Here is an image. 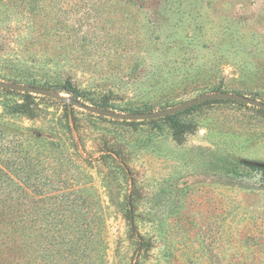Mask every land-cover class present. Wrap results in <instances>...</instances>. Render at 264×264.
I'll return each instance as SVG.
<instances>
[{
	"label": "rangeland",
	"instance_id": "obj_1",
	"mask_svg": "<svg viewBox=\"0 0 264 264\" xmlns=\"http://www.w3.org/2000/svg\"><path fill=\"white\" fill-rule=\"evenodd\" d=\"M0 78L69 80L82 101L97 105L105 95L109 109L123 112L170 107L216 86L264 101V0H0ZM17 98L0 90V119L61 142L44 149L52 155L43 169L53 177L49 202L58 203L56 188H74L93 216V254L107 246L106 264H128L123 214L135 198L139 231L152 242L143 264H231L229 204L264 202L237 186H257L258 174L246 169L264 163V113L248 103L201 105L178 116L194 129L177 143L161 120L77 107L73 163L64 107L37 98V118H12L4 105ZM105 148L112 156L100 157ZM40 229L36 220L35 247ZM32 264H42L37 250Z\"/></svg>",
	"mask_w": 264,
	"mask_h": 264
},
{
	"label": "trees",
	"instance_id": "obj_2",
	"mask_svg": "<svg viewBox=\"0 0 264 264\" xmlns=\"http://www.w3.org/2000/svg\"><path fill=\"white\" fill-rule=\"evenodd\" d=\"M28 84L61 92L70 98H81L82 94L69 80L55 85ZM0 90L18 97L4 105L12 118L15 116L28 119L37 118L39 116L37 98L58 102L62 105L66 118L63 135L69 140L68 146L73 148L71 153L67 152L68 159L73 163L77 162L76 150L78 144L80 145L81 137L76 127V115L74 114L77 106L68 104L54 94L12 90L1 86ZM213 91L238 92L220 89L218 86L210 92ZM107 101V96L103 95L101 103L97 105L109 108ZM221 101L246 104V102L234 99L212 98L184 110L147 120L165 122L172 131L173 139L181 143L185 140L186 134L193 131L194 124L181 121L178 116L201 105ZM252 106L264 113V108ZM124 111L141 112L151 111V109ZM20 128L23 126L9 122V119H0V264H32L34 250H37L42 264L48 262L50 264H106L107 246H100L99 249L96 247L95 254L91 251L90 243L96 239L93 238L94 233L92 232L93 216H88V212L83 208V201L78 198L77 194L71 195L76 192L74 188H56L55 191L58 190V192H55L54 196H58V203L49 202L52 194L47 187L53 188L51 187L53 177L52 174L43 173V169L48 163L47 158L52 155L44 152V149L52 152L63 145L39 133L35 135L24 133L19 130ZM113 154L116 159L119 157L117 150L113 151ZM105 155L112 156V149H102L100 157ZM55 160L59 161L58 158ZM117 161L119 166L124 167L121 159ZM250 169L258 174L257 186L253 187L248 184L237 186L264 194V163L254 166L247 165L246 170L250 171ZM59 172L57 171V175ZM58 179L63 183L66 181L63 177ZM35 195H38L36 199ZM39 202L40 205L36 206L35 203ZM125 204L123 218L128 226L127 238L133 246L128 264H143L144 256L151 248L152 242L139 231L135 198H127ZM36 220L41 229L38 234L40 242H37L35 247L33 228ZM56 224H60L61 228L50 230V227ZM225 232L228 247L231 252L233 250L230 256L231 264H264V202L229 204L225 217Z\"/></svg>",
	"mask_w": 264,
	"mask_h": 264
},
{
	"label": "water",
	"instance_id": "obj_3",
	"mask_svg": "<svg viewBox=\"0 0 264 264\" xmlns=\"http://www.w3.org/2000/svg\"><path fill=\"white\" fill-rule=\"evenodd\" d=\"M0 86L9 88L12 90H21V91H31V92H39V93H46V94H54L58 96L61 99H64L68 104L75 105L79 108H82L84 110H88L91 112H95L99 115L103 116H109L113 118H120V119H149V118H156V117H162L167 114H172L177 111L184 110L190 106H193L197 103H200L204 100L212 99V98H223V99H234L246 102L248 104L256 105L258 107L264 108V101L251 97L242 93L238 92H229V91H213V92H207L200 94L196 97L190 98L188 100H185L183 102H180L178 104H175L170 107L161 108L157 110H151V111H141V112H123V111H116L113 109L101 107L98 105L86 103L82 101L79 98H70L64 95H61L58 92H54L53 90H46L38 86L14 82V81H7L0 78Z\"/></svg>",
	"mask_w": 264,
	"mask_h": 264
}]
</instances>
